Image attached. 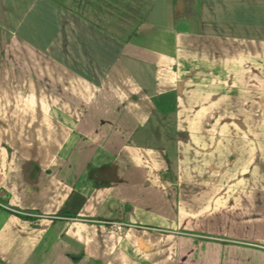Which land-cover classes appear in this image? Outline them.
Listing matches in <instances>:
<instances>
[{"label":"crops","instance_id":"crops-1","mask_svg":"<svg viewBox=\"0 0 264 264\" xmlns=\"http://www.w3.org/2000/svg\"><path fill=\"white\" fill-rule=\"evenodd\" d=\"M0 264H264V0H0Z\"/></svg>","mask_w":264,"mask_h":264},{"label":"trees","instance_id":"trees-1","mask_svg":"<svg viewBox=\"0 0 264 264\" xmlns=\"http://www.w3.org/2000/svg\"><path fill=\"white\" fill-rule=\"evenodd\" d=\"M62 2H63V1H62ZM3 57L6 58V59H7L10 63H12V64H16V65L19 64L16 60H14L13 58L9 57V56L6 55V54H4ZM36 78H37V77H36ZM20 215L23 216V214H20Z\"/></svg>","mask_w":264,"mask_h":264},{"label":"built area","instance_id":"built-area-1","mask_svg":"<svg viewBox=\"0 0 264 264\" xmlns=\"http://www.w3.org/2000/svg\"><path fill=\"white\" fill-rule=\"evenodd\" d=\"M116 227H117V228H119V227H120V225H117Z\"/></svg>","mask_w":264,"mask_h":264}]
</instances>
